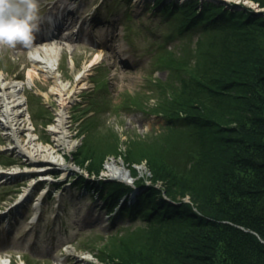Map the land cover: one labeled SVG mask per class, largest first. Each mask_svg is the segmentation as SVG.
I'll list each match as a JSON object with an SVG mask.
<instances>
[{
  "label": "trees",
  "instance_id": "obj_1",
  "mask_svg": "<svg viewBox=\"0 0 264 264\" xmlns=\"http://www.w3.org/2000/svg\"><path fill=\"white\" fill-rule=\"evenodd\" d=\"M253 1L264 7V0ZM150 8L171 23L165 42H175L190 31L197 37L173 49L160 43L157 57L160 67L168 69L167 77L151 79L146 87L150 93H128L111 108L146 112L149 107L163 118L160 132L127 140L138 142L142 155L126 153L122 159L128 163L144 159L149 168L163 170L166 180L160 188L156 177L149 179L151 184L134 179L142 191L117 213L119 221L129 220L128 226L117 227L114 222L110 233L96 234L87 244L104 264H197L196 251L211 241L214 246L204 252L202 263L264 264V243L258 239H264V14L223 0H155ZM237 62L244 69L238 74L243 82L229 76L236 72ZM86 106L92 113L81 111L79 129L84 135L72 159L89 174L100 175L102 157L84 131L96 127L102 121L99 114L110 106L97 101ZM210 113L230 118L239 135L226 136V127ZM107 154L116 152L109 146ZM212 163H216L214 193L206 211L228 222L209 220L188 204H175L166 197L175 199L172 194L178 193L172 181L192 177L195 184L207 176ZM80 179L90 184L86 177ZM99 183L95 187L111 211L134 189L123 181ZM203 202L198 206L201 211ZM205 226L219 235L213 238L196 231Z\"/></svg>",
  "mask_w": 264,
  "mask_h": 264
},
{
  "label": "rangeland",
  "instance_id": "obj_2",
  "mask_svg": "<svg viewBox=\"0 0 264 264\" xmlns=\"http://www.w3.org/2000/svg\"><path fill=\"white\" fill-rule=\"evenodd\" d=\"M225 1L241 8L242 6L250 8L259 15L264 14V7L257 5L253 0ZM154 2L155 0H36L38 19L35 24L38 28H48L49 18L56 22L61 21L60 17L64 14L66 18L62 17V23L66 24L59 28L65 38H60L57 43L50 44L54 46L61 45L56 49V55L50 61L51 65L48 64L52 69L48 71V68L45 67V65L47 66L46 63H38L39 69L31 75L33 80L25 75V70L36 65L31 61V56L34 54L33 51L45 44L32 46L30 44L24 45L22 42L17 41L15 45H9L1 42L0 81L8 82L12 75L19 76L22 90L32 89L40 96V101L48 107V111L53 115V122L51 123L52 125L46 126L45 129H42L38 123L31 128L34 133L41 135L40 139L42 141L47 138V142H40L36 137H33L34 133L31 130L25 132L26 128L17 129L15 119L11 120L12 128H9L7 117L5 119L0 112V159L15 163L14 166L8 169V172H21L20 174L11 175L9 178L0 176V205L6 204L7 202L2 203L1 201L4 198L7 200L11 199L15 195L16 190H25L22 186L20 187L21 184L32 183L35 180L32 178V174L25 173L24 170H36L35 168H39L40 164L32 166L28 159L29 157L23 154L20 146L26 147L31 153L38 146L43 148L48 146L47 149L52 150L50 160L57 162V164H54V169L58 172L59 177H53L51 174L40 175L38 178L40 180L49 179L47 182L42 181L41 185L47 186L51 184L52 189H55V187L62 188L51 192L48 198H45L44 204L36 210L41 214L39 222L30 223L27 221L28 217L35 212L32 203L29 202L23 210L17 212L18 222L14 225L12 233H7V221L1 223L3 224L2 226L0 225L1 264H8V262L10 264H22V259L26 260V258L25 264H101L90 253V251L92 252L91 247L89 248L86 242L91 237H94L95 234H106L110 230L113 219L103 209L102 200L93 198L96 196V192L91 195L84 187L73 183L75 180L74 176L83 170L75 165L71 157L69 158L68 156L78 144L80 145V139H82L84 134L80 136V132H78V136V133H74L76 122L74 119L69 118V112L72 111L69 105L77 99V94L80 95L82 87H89L91 81L94 80L91 78L99 73H102L105 80L107 90L105 93L109 100L112 101L110 102L111 104L119 102V99L128 92L131 94L148 92L144 84L146 79H148L145 77L149 73H152L151 76L155 77L154 80L167 77L166 70L157 69L153 65L155 60L153 59V48L155 44L157 45V40H164L162 34L164 32L169 33L171 30L169 25L171 23L169 24L168 21L163 22L162 17L150 8V5ZM101 5L112 7L116 11L108 12ZM65 6H67V9ZM69 9H73L75 12L71 13ZM128 32L129 36H131L129 40L126 35ZM196 36L197 33L192 31L184 35L180 42H193ZM177 42L178 40H175L174 45ZM120 48L124 49L123 53L120 52ZM39 51H42V48H39ZM95 54L98 55L99 60L93 63L82 77L78 78L77 74L82 63ZM122 58L124 59L123 62H121ZM237 64L235 67L237 73L235 72V75L232 73L229 75L228 73V75L230 79L237 78L243 82L245 79L238 74L241 75L244 69L240 68L239 62ZM42 65L44 67H40ZM262 74L264 75L263 71ZM56 82L66 84L65 88H68L64 95L66 101L63 104H61V99L54 89ZM230 93L237 94L235 91ZM4 100H0L2 104L0 111L5 108V102L2 103ZM153 102V98L148 101L149 104ZM82 106H84V103ZM16 108H20V105ZM145 109L146 112L140 110H117L116 112L103 110L100 116L102 121L98 122L96 127H91V129L84 131L85 137L92 143V148L97 151L96 154L98 153L102 157L100 165L101 179L119 182L128 180V178H140L144 179L145 183L151 184L149 179L156 177L158 178V187H163L166 180L163 178L165 176L163 170L149 168L144 159L137 163H128V161L122 159L126 156V153H132L130 154L132 157H140L142 155L140 154L142 150H140L138 142H129L127 141L128 139L135 138L137 135L143 138L146 133L155 134L162 130L163 118L157 114H152L151 108L146 107ZM30 110L32 111L34 108L32 107ZM215 114L210 113V115L218 117L220 126L226 127L224 128L226 136L239 135L237 133L238 126L230 118ZM60 116H62L64 121L62 131L65 135H68L66 138L74 144L71 150H67L64 143L58 141L54 132L47 130L49 127L53 129L60 122ZM28 128H30L29 124ZM28 137L31 139L29 144H26ZM108 145L111 149L114 148L115 156L107 154ZM14 147L16 148L14 149ZM234 148L236 147L234 146ZM234 150H237V148ZM149 153L151 154V152ZM63 158H66L65 163L62 160ZM61 161H63V164H60ZM105 162L122 167L125 175L130 177L125 175L120 177L107 173L105 171ZM26 163H28L27 168L23 167ZM82 164L86 165L87 162L82 161ZM215 166L216 163H212V166L209 164L210 172H205L204 175L207 176L202 180L201 178L200 180L198 179L195 184L193 183L196 179L192 177L188 178L189 181H182L181 183L177 182L178 180L176 182L172 181L173 189L178 193L172 194L175 199L169 196L166 197L173 199L175 204H188L199 215L206 216L209 220L228 222L227 220L217 219L215 216H220L211 213L210 210L206 211V208L210 207V198H212V193H214V187H212V178L214 177L212 171L214 168L212 167ZM129 167L134 170L133 172H136L135 176H131ZM36 175L37 173L34 176ZM100 177L94 176L92 179L98 180ZM64 178L67 179L64 181L65 183L52 184ZM190 180L194 181L190 182ZM11 186L14 187L12 188ZM11 188L15 191L13 192ZM201 202H206L202 206L206 214L198 209V206L202 205ZM127 224V222H120L118 225L125 226ZM218 226L213 227L218 228ZM222 228L225 230V227L222 226ZM215 230L209 229L208 226L196 229L199 233L209 234L213 238L219 235L215 233ZM227 231L233 232L231 228L227 229ZM258 239L264 243V239ZM64 241L65 243L62 245L61 243ZM211 243V245L207 244V247L203 250L196 251L199 260L197 264H205L202 263L204 262L203 254L214 246L215 242L211 241ZM93 252H95L94 249ZM10 255L9 261L8 256ZM86 256H89V258Z\"/></svg>",
  "mask_w": 264,
  "mask_h": 264
},
{
  "label": "bare ground",
  "instance_id": "obj_3",
  "mask_svg": "<svg viewBox=\"0 0 264 264\" xmlns=\"http://www.w3.org/2000/svg\"><path fill=\"white\" fill-rule=\"evenodd\" d=\"M223 1L226 2L225 0H223ZM255 3L258 5L257 2H255ZM62 17L66 18L65 14ZM51 42H52L51 40L44 42V44H46L45 48L39 47V48H42V51H39V48L34 49V51H33L34 57L31 58V61H33L34 64H36V65H33L32 68L25 70L26 75L29 78H31V80H33L32 76H31L32 73H36V70L39 69V67L37 65L38 63L39 64L43 63V62L46 63L47 66L45 65V67L48 68V71H50L52 69L49 66V65H51L50 61L52 60L53 56L56 55V52H57L56 49H58L61 45H59V46L50 45V44H52ZM120 50H123V49L121 48ZM97 60H98V55L95 54L94 56L91 57V59H89L85 63H82L81 68L79 69V73L77 75L79 76V74L81 72L83 74L84 71L87 70L88 67L91 64H93V62H96ZM40 67H44V65H42ZM17 85H18V81H16V80H10L8 82H1L0 81V100L5 99L2 103L5 102V104H6L5 108L2 109L0 112L2 113V116H4V117L10 118L11 120L15 119L16 128L22 130V129H25V126H23L24 125L23 117L21 118V115L23 116V111L20 108H16L17 106L20 105L19 96H16V94H19V92L17 90V88H18ZM65 86H66V84H62V83H58V82L55 83L54 89L57 91V93L61 99V104L65 103V101H66V97L64 95L66 93L65 91H67L68 88L66 89ZM1 92H3V93H1ZM1 106H2V104L0 103V108H1ZM60 117H61L60 122L57 125H55V127H54L55 129L53 128L54 134L57 135L58 141H62L64 143V146L67 150H71L74 144L72 141H70L66 138L68 135H65V133L62 131L64 121L62 119V116H60ZM9 122H10V124H12L11 121H9ZM25 132H27V130ZM30 139L31 138L28 137V139L26 140L27 141L26 144H29ZM55 145H57V144H55ZM45 147L48 148V146H45ZM20 148H21L23 154L29 157L28 159L32 163V166H37L43 162H49V166H51V164H54L53 162H50V161H52V160H50V155L52 154V150H48L47 148H43V147L38 146L37 148H35V151H33L31 153L30 151H28V149L26 147L20 146ZM52 148L54 149L53 146H52ZM60 164H63V161H61ZM105 166H106L105 171L111 175H116V176L118 175L120 177H123L125 175L123 168L120 166H116L115 164L110 163V162L109 163L105 162ZM29 190L30 189H28V192H29ZM28 192L25 193V196L28 194ZM169 200L172 202H175L173 199H169ZM86 257L89 258V256H86ZM1 262L2 261L0 260V264H1Z\"/></svg>",
  "mask_w": 264,
  "mask_h": 264
},
{
  "label": "clouds",
  "instance_id": "obj_4",
  "mask_svg": "<svg viewBox=\"0 0 264 264\" xmlns=\"http://www.w3.org/2000/svg\"><path fill=\"white\" fill-rule=\"evenodd\" d=\"M36 0H0V42L29 45L37 25Z\"/></svg>",
  "mask_w": 264,
  "mask_h": 264
},
{
  "label": "water",
  "instance_id": "obj_5",
  "mask_svg": "<svg viewBox=\"0 0 264 264\" xmlns=\"http://www.w3.org/2000/svg\"><path fill=\"white\" fill-rule=\"evenodd\" d=\"M125 176H127V177H128L129 175H125ZM131 180H132V179H131Z\"/></svg>",
  "mask_w": 264,
  "mask_h": 264
}]
</instances>
